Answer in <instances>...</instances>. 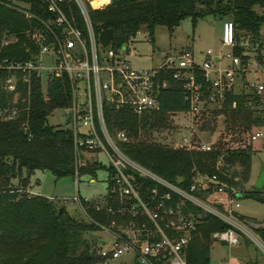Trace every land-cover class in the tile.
Instances as JSON below:
<instances>
[{
    "label": "trees",
    "instance_id": "obj_1",
    "mask_svg": "<svg viewBox=\"0 0 264 264\" xmlns=\"http://www.w3.org/2000/svg\"><path fill=\"white\" fill-rule=\"evenodd\" d=\"M62 8L76 26L83 27L73 0H64ZM88 13L97 33L112 30L113 48L129 43L140 30L152 36L157 25L172 32L186 18L193 24L206 15L230 19L235 37L232 53L246 62L249 56L244 54L241 41L247 40L255 48L258 63L264 65V0H111L101 8L88 6ZM50 17L44 0H0V61L31 59L36 47L29 34L40 26L38 19ZM8 74L7 69L0 68V110L12 102V94L5 92L1 84ZM163 76L168 85L158 93L157 109L139 117L127 109L105 108L109 130L123 129L128 135V141L120 143L122 149L132 159L184 188L199 173L216 174L237 188L243 187L251 170L250 148H227L218 142L206 151L185 150L155 139L154 134L172 130V114L188 110L182 83L173 79L170 72ZM197 79L204 89L202 72H197ZM241 79H245L243 73ZM242 84L241 89L227 94L220 110L233 126L250 129L264 124V110L257 108L259 96L245 89L246 82ZM18 89L20 98L16 105L21 108L28 103L27 113L9 120L0 117V264H96L99 258L93 255L90 245L97 238L98 227L82 215L71 214L64 204L27 191L30 175L38 169L49 171L55 178L74 177L72 130L47 120L53 110L70 104L68 80L52 79L46 99L39 78L31 77L29 83L19 81ZM23 121L27 122L26 130ZM219 158L221 164L217 165ZM99 169L107 168L93 161L80 166L77 172L78 176L94 177ZM13 177L19 180L17 187L12 184ZM88 214L100 222L111 218L92 209H88ZM226 228L227 224L218 218L204 216L187 246L188 264H209L211 233ZM258 231L264 237V226Z\"/></svg>",
    "mask_w": 264,
    "mask_h": 264
},
{
    "label": "built area",
    "instance_id": "obj_2",
    "mask_svg": "<svg viewBox=\"0 0 264 264\" xmlns=\"http://www.w3.org/2000/svg\"><path fill=\"white\" fill-rule=\"evenodd\" d=\"M44 1L52 17L38 19L40 26L29 34L36 47L32 58L0 61V68L9 72L2 88L12 94L11 104L0 110V117L9 120L27 113L28 103L21 108L16 105L20 98L19 81L29 83L31 77L39 78L46 99L49 82L67 78L70 104L58 109L64 115L65 126L72 130L74 177L78 176V168L89 162L82 158L83 154H103L107 158L105 194L97 199L78 195L73 198L82 216L98 227L97 238L90 245L93 255L99 258L96 264H188L187 246L206 215L227 224L226 229L211 233L212 242L235 245L244 236L264 257V237L258 231L264 221L247 220L236 211L241 190L216 174L199 173L188 188L159 175L122 149L120 143L128 141L126 131H110L104 116L105 108L127 109L139 117L157 109L158 93L168 85L163 76L167 72L182 83L188 103L186 113L193 119L211 108L220 110L227 94L239 90L237 84L248 82L241 79L242 73L261 72L262 79L251 85L259 96L257 108L264 110V65L260 66L255 59V69L250 68L249 60L243 62L232 52L222 55L208 48L202 58L181 49L167 54L157 67L134 68L123 54L128 43L118 48L111 47V43L102 46L91 22L88 6L100 8L111 0L98 7L91 0H73L82 17V28L65 15L64 0ZM25 14L32 16L26 11ZM221 46L230 50L235 46L234 24L230 19L222 22ZM198 71L206 82L204 89L197 79ZM235 104L233 101L232 106ZM26 123L22 122L25 130ZM258 140H263L264 148V124L253 126L247 133L248 142ZM218 142L180 137L170 145L206 151L215 148ZM238 146L245 147L243 143L226 144L227 148ZM93 161L101 162L98 158ZM220 164L221 158L217 161ZM88 209L111 218L97 221L89 216ZM126 256L130 259H124Z\"/></svg>",
    "mask_w": 264,
    "mask_h": 264
},
{
    "label": "rangeland",
    "instance_id": "obj_3",
    "mask_svg": "<svg viewBox=\"0 0 264 264\" xmlns=\"http://www.w3.org/2000/svg\"><path fill=\"white\" fill-rule=\"evenodd\" d=\"M223 20L222 17L206 15L193 24L189 18H186L172 32L163 25H157L152 36L146 30H140L128 43L127 50L123 54H126L131 67L149 69L157 67L167 54H175L181 49L190 50L201 58L208 48L225 55L232 51L221 46ZM261 34L264 41V26L261 28ZM246 41L242 40L241 44L245 47L244 54L249 56L250 68H254L255 48L250 47ZM243 74L247 76L248 81L245 89L253 92L254 87L251 84L260 81L262 73L251 70ZM238 86L243 87L241 84ZM171 119L172 130L154 134L157 141L170 145L173 139L190 137L199 142L214 140L228 146L243 143L246 148L253 150L249 178L243 187H238L242 194L237 198L239 207L236 211L247 220L264 221V178L262 186L255 187L257 179L264 172L263 140L248 142L249 129L233 126L228 115L218 108H211L194 119L189 113L176 112L171 115ZM47 120L52 125H65L64 115L59 109L52 111ZM82 158L89 162L98 158L103 164L107 163V158L103 154L98 156L83 154ZM107 177L108 173L105 169H99L94 177L81 175L77 178L73 176L55 178L49 171L38 169L30 175L27 188L35 194L49 197L57 204H64L73 215H82L73 198L76 195L88 199L100 198L106 192ZM11 181L15 187L19 185L18 178L13 177ZM124 259L128 260L130 256ZM209 264H264V257L252 242L241 236L235 245L212 242L209 248Z\"/></svg>",
    "mask_w": 264,
    "mask_h": 264
},
{
    "label": "water",
    "instance_id": "obj_4",
    "mask_svg": "<svg viewBox=\"0 0 264 264\" xmlns=\"http://www.w3.org/2000/svg\"><path fill=\"white\" fill-rule=\"evenodd\" d=\"M99 42L101 43L102 46H108L111 41H112V30L111 29H103L99 32ZM263 178H264V172H262L259 176V178L257 179L256 183H255V187L256 188H260L262 186V182H263ZM62 208H59V212H61Z\"/></svg>",
    "mask_w": 264,
    "mask_h": 264
},
{
    "label": "bare ground",
    "instance_id": "obj_5",
    "mask_svg": "<svg viewBox=\"0 0 264 264\" xmlns=\"http://www.w3.org/2000/svg\"><path fill=\"white\" fill-rule=\"evenodd\" d=\"M105 1L106 0H91V3H92L93 6H96V5L100 6ZM98 6H96V7H98Z\"/></svg>",
    "mask_w": 264,
    "mask_h": 264
},
{
    "label": "crops",
    "instance_id": "obj_6",
    "mask_svg": "<svg viewBox=\"0 0 264 264\" xmlns=\"http://www.w3.org/2000/svg\"><path fill=\"white\" fill-rule=\"evenodd\" d=\"M245 80H247V76H245ZM237 86H238V84H237ZM240 88H241V87H240ZM240 88H239V86L237 87V89H240ZM27 191L30 192V193H32V194H35V193L32 192L29 188H27Z\"/></svg>",
    "mask_w": 264,
    "mask_h": 264
}]
</instances>
